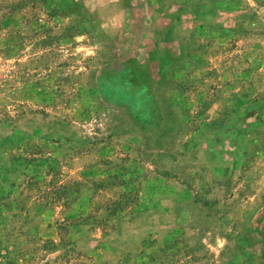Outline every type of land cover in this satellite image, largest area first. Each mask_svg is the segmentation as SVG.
Segmentation results:
<instances>
[{
	"label": "rangeland",
	"instance_id": "374dc122",
	"mask_svg": "<svg viewBox=\"0 0 264 264\" xmlns=\"http://www.w3.org/2000/svg\"><path fill=\"white\" fill-rule=\"evenodd\" d=\"M0 264H264V0H0Z\"/></svg>",
	"mask_w": 264,
	"mask_h": 264
},
{
	"label": "trees",
	"instance_id": "16d2710c",
	"mask_svg": "<svg viewBox=\"0 0 264 264\" xmlns=\"http://www.w3.org/2000/svg\"><path fill=\"white\" fill-rule=\"evenodd\" d=\"M145 88L146 82L138 66L130 64L120 72L118 78L112 79L108 86L107 96L115 102L122 103L127 101L128 97L143 92Z\"/></svg>",
	"mask_w": 264,
	"mask_h": 264
},
{
	"label": "clouds",
	"instance_id": "9594fccd",
	"mask_svg": "<svg viewBox=\"0 0 264 264\" xmlns=\"http://www.w3.org/2000/svg\"><path fill=\"white\" fill-rule=\"evenodd\" d=\"M119 25V21L114 18L113 27H117Z\"/></svg>",
	"mask_w": 264,
	"mask_h": 264
}]
</instances>
